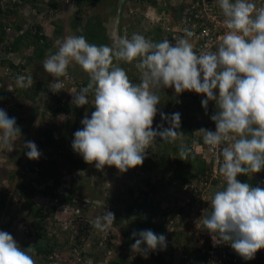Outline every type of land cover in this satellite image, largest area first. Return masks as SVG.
Instances as JSON below:
<instances>
[{"label": "clouds", "instance_id": "9594fccd", "mask_svg": "<svg viewBox=\"0 0 264 264\" xmlns=\"http://www.w3.org/2000/svg\"><path fill=\"white\" fill-rule=\"evenodd\" d=\"M218 5L228 31L221 37L215 51H195L190 42L194 33L187 27L183 29L184 35L176 38L174 43L167 36L154 42L142 34L133 33L130 38L119 37L113 46H108L89 43L83 35H70L57 40L58 50L48 55L42 67L54 77L50 88L54 93L64 89V82L59 78H68L72 62L88 73L87 85L78 92L72 91L73 103L78 107L86 105L91 94L95 110L90 118L86 115L81 120L83 127L74 132L71 147L84 162H95L98 170L107 165L126 172L142 165L146 149L155 145L156 137L163 142L182 139L184 134L178 131V112L171 115L161 112V119L169 121L170 126L152 127L158 111L156 106L161 101L158 94L161 88L173 87L177 94L186 90L204 94L205 98L191 99L196 104L195 107L190 105L188 114L198 123L194 132L202 133L204 143L212 149L220 148L222 163L218 171L226 182L216 184L223 189L211 197V211L202 218L201 228L211 233L216 243H228L244 260H251L258 250L264 248V188L240 182L237 176L264 169V6L257 7L254 0H218ZM150 6L148 4L144 10ZM140 11L143 10L136 6L133 12ZM166 21L171 22V25L164 24L166 29L179 23L172 16ZM114 61H136L134 66L141 73L140 82L133 83L127 71ZM33 84L32 75L17 76V87L30 88ZM211 110L215 112L210 117ZM204 113L207 120L210 117L215 122V131L199 128ZM21 136L15 117H9L0 108V150L13 151L14 142ZM24 147L29 149L26 152L29 159L40 157L34 142L26 141ZM189 151L181 143L180 158L187 160ZM80 172L86 174L87 170L74 169V173ZM183 183L173 188L178 190ZM65 192L64 189L61 193ZM82 201L87 202L82 198L77 202ZM72 203H55L53 199L46 202L56 206L61 228L67 224V212L74 211L71 208L78 204ZM60 204L69 208L63 211L58 208ZM174 205L170 200L159 209H166V216L183 210L181 205ZM154 209L158 210L157 206ZM114 221V213L105 209L94 218L92 226L105 234L113 231L114 242L109 248L111 253H118L120 245L116 242ZM98 235L96 240L87 239L81 249L88 251L100 237ZM131 235L135 238L131 245L135 253L147 256L149 251L158 247L164 250L167 246L166 237L150 229L133 230ZM72 248L79 251L73 243ZM34 252L31 246L21 248L11 234L0 230V264H36ZM94 252L106 254L97 245Z\"/></svg>", "mask_w": 264, "mask_h": 264}, {"label": "trees", "instance_id": "16d2710c", "mask_svg": "<svg viewBox=\"0 0 264 264\" xmlns=\"http://www.w3.org/2000/svg\"><path fill=\"white\" fill-rule=\"evenodd\" d=\"M65 1L66 0H59V2L57 1L58 4L55 0H48L47 3L49 5L47 7L45 6L47 8L45 17L55 16L59 9L58 5H60V9H64ZM67 1H69V7L71 6L74 11L65 26L68 27L70 30L69 32L73 33V35L85 36L89 43L113 46L114 42L119 37L127 36L130 38L131 31L134 30L131 28L138 26L140 30L143 29V27H140L142 21L140 25L138 22L145 18L143 13L142 15H138V20L133 18L134 14L132 11L127 12V14H131L127 17V20L124 17V8L127 6L126 3L130 0ZM178 1L179 0H175V3H178ZM180 1L182 2H180L179 5H173V0H139L138 3L143 12L144 7L149 4L158 11H162V14H164V12L173 13V18L176 21H181L188 16V12H185L184 9L190 7L193 0ZM43 3L44 2H40L39 0H4L3 4H0V71L1 66H7L10 69L9 73L2 75L0 73V83L2 85L0 87V108L4 109L9 117H15L16 124L20 127L22 133L21 138L14 142L15 147L13 151L7 152L0 150V158L3 159V161L0 162V214L4 209L7 210V208H9L11 203H14L11 196H8L7 189L3 190V186H11L13 184L12 186L15 187L14 197L19 201L15 211L12 213L9 212L10 214L8 213L9 216L6 224L0 227L12 231L13 225H15V223L18 224L15 218H19L24 222L26 226V235L23 234L21 236L22 243L25 244V248L31 246L35 249L33 258L36 264H53L56 262L60 264H78L80 259L88 255L90 257L95 255L94 249H91L92 247L88 251L81 249L84 242L90 237L96 240V236L101 234L100 231L92 226V221L95 218L94 212L89 208H87V210L89 209L92 214L88 213L86 208L85 211L82 212V208L85 206V204H83L84 201L82 203L77 202L81 201L80 196L82 194H80V192L75 194V190H77L76 186H81L85 177L91 180L96 176V174L92 176L81 172L74 173L75 168L81 171L91 168V171H93L94 167L92 164L95 162L92 164L84 162L82 156L74 152L71 147L74 132L83 127L81 120L86 115L89 116L90 113L83 109H76L73 104L67 105L68 103H65L66 101L60 102V100L62 98L61 95L67 92V90L73 89L78 92L81 87L86 86L89 81L88 73L83 71L78 64L72 62L68 68V78H59L64 82V89L55 93L51 91L50 88L52 84L50 81L47 82V80L45 82H34L33 86L30 88L17 87L16 82L12 80V78H17V76L22 73L24 75L34 76L36 62H39V65L42 66L43 60L47 58L46 56L53 53L51 51V40H63L66 37L63 28L65 26H56L53 30V36L50 37L44 32L42 24L34 20L38 13L42 12L44 9ZM168 5H171V7ZM26 8L32 9V12L36 16L33 13L31 18L28 17V15H23L22 11ZM136 13L137 12H135V14ZM115 20H117V24ZM165 25H171V22L166 21ZM7 26H11L14 29L13 31L16 32L12 40H7ZM164 28L165 27L161 25L154 28L155 31L147 30L143 32L142 35L144 34L146 38L154 42H160L171 33L170 30ZM112 30L114 32H112ZM115 32L116 37H114ZM149 34H152L151 38L147 37ZM190 40L194 41L191 38ZM21 53L22 56L19 58V61L22 60L23 63L16 64L18 60L15 61L12 56L13 54ZM135 63L136 61L132 63L114 61V64H118L127 71L133 83H139L141 73L135 68ZM73 68H80L82 74H79L80 76H74ZM10 84H13L12 92H9L7 88H5V86ZM168 88L172 89L173 87ZM161 90L167 92L166 94H162L161 91H159L158 94L161 97V101L157 105V109L160 113L163 112L166 115L177 112L180 113V128L178 131L182 132L184 136L182 139H178L174 142H163L160 137H156L155 145L157 149L151 150V154H145L142 165L136 166L135 169L141 173H143L142 171L144 170L148 173L157 162L163 171L161 177L166 182L168 178H174L177 174L181 182L188 181L192 178L195 179L207 173V170L212 164L207 161L203 153L197 152L195 149L197 143L200 142L198 135L194 132L198 123L196 121H191L192 117L188 114V110L190 109L188 98H183L181 93H174L167 88H161ZM37 95L40 96L38 97ZM45 95L47 96L46 101L48 102H44V105L49 107H44L43 110H40L42 109L40 105L42 102L36 103L38 102L37 100ZM88 99L92 110H95L93 95L90 94ZM27 100L31 101V103L33 102V106L32 111L29 112L28 115H25L26 107L28 106L26 105ZM46 112L48 113V118H45ZM205 113L202 121L203 123L199 125L200 129H204L208 123ZM54 114L64 116L65 119L69 120V123L66 125L61 122L62 124L58 125L56 121L52 122L50 118H53ZM70 117H72V121H70ZM158 125L164 128L170 126L169 121L162 120L161 116L153 120L152 127L155 129ZM26 141H32L36 144L41 153L38 159H29L26 156V152L29 151V149L24 147ZM181 143L190 150L187 160L180 158L179 147ZM181 163L182 165H180ZM182 166L183 168L181 169ZM144 184L152 187L154 185V183H150L148 180H145ZM59 186H63L66 192L61 193ZM140 189L143 190V188ZM92 192H95L93 188ZM145 194L147 195L148 192ZM36 196L43 197L47 200L57 198L58 202L63 204L67 203L73 205L72 202L78 203L77 205L80 208V212H67V224L63 225L61 228L58 224L59 217L57 215L58 211H56V206L54 204L52 206H50V204H39L34 200ZM129 196L133 197L131 190ZM8 198H10L9 202H7ZM88 198L91 197L86 194L85 198L83 197L82 199ZM137 198L138 197L134 196V200L131 201L130 205L123 209L126 218V228L122 231L119 252L110 258V264H130L127 261V257L130 258L131 254L135 256L134 260L137 258L139 259V255L142 254L135 253L131 249V245L135 242V238L132 237L131 233L133 230L139 231L146 229H150L158 235L163 234L166 237L168 247L171 246L175 248L176 246H182L194 259L202 260L205 264H208L206 255L202 253L198 247L199 235L196 232L184 236L186 234L184 231H167L164 222L167 210H156L152 208L151 204L139 205L136 202ZM89 201L85 203L90 207ZM156 201L160 203L159 199ZM143 206L146 208L147 212H143ZM113 213L116 217L114 224H118L120 219L117 218V215L120 214L117 210H114ZM50 214H52L51 217ZM128 214H133L134 219L129 218ZM186 214L188 215V213ZM54 216H56V223L50 227L49 223ZM74 234H76V237H73ZM97 241L93 243V248L96 247ZM66 243H71V245L73 243L75 247L79 248V251L76 252L72 247L69 248V246L65 248ZM171 247H166L164 250L172 249ZM66 251L68 252L67 255L65 253ZM161 251L163 250L158 247L155 251H149L147 255L154 257L157 264H166ZM75 258L78 260L77 262L73 261ZM100 258H102V255L99 259ZM99 259L97 255L95 260L98 262ZM240 264H264V261L262 262L259 257H256L253 260Z\"/></svg>", "mask_w": 264, "mask_h": 264}, {"label": "rangeland", "instance_id": "374dc122", "mask_svg": "<svg viewBox=\"0 0 264 264\" xmlns=\"http://www.w3.org/2000/svg\"><path fill=\"white\" fill-rule=\"evenodd\" d=\"M39 1L44 2L43 3L44 9L42 10V12H39L37 16L32 12V9H29V8H26L24 11H22V13L25 16L28 15V17H30V18H31V15L33 13L36 16V18L34 20L40 22L44 28V32L48 36L52 37L54 28L56 26H60V25L65 26L67 24L68 19L71 16V14H73L72 12L74 11V9L71 8V6L69 7V5H68L69 1L66 0L64 9H60L61 7H60V5H58L59 9H58L57 14L55 16L45 17V14L47 13L46 7L49 5L47 3L48 0H39ZM55 1L59 2V0H55ZM56 2H55V4H56ZM138 2H139V0H130L129 2L126 3L127 6L124 8V10L126 9L127 12H130V10L135 11V7L139 6ZM173 2L175 3V1H173ZM174 3H173V5L177 4V3H175V4ZM168 6L171 7V5H168ZM98 11H100V10H98ZM147 11L148 10L146 8V10H145L146 15H147ZM171 16L172 15L167 13V12H164V14H163V18L165 20L171 18ZM116 21L117 20H115V22ZM138 22H139V25L142 23L140 25V27H143V29L140 30L138 26L135 28H131V29H134L136 31H139V32H136V31L132 30L131 35L133 33L142 34L143 32H146L149 29L150 24H151L150 19H146V18H143ZM116 24H117V22H116ZM164 29H166V27ZM114 37H116V32L114 33ZM147 37L151 38V35L149 34V35H147ZM51 42H52L51 51L53 53H55L58 50L59 45L56 43L57 42L56 39L51 40ZM21 56H22V53L21 54H15V55L13 54L12 57L16 61ZM46 57H48V55ZM35 66H36V68H34L35 75L33 76L34 82H37V81L45 82L46 80L48 82V81H50L51 78H53L50 74H48L47 72L44 71L43 67L41 65H39V62H36ZM73 71H74V76H80L79 74H82L80 68H73ZM45 74H46V77H45ZM81 77H82V75H81ZM72 91H74V90L73 89L67 90V92H64L61 95L63 99H66L65 103H68L67 105L73 104L76 109H81V110L83 109V110H86V112L88 111L90 113V115L88 117L90 118L92 111H94L91 108L90 102L86 105H83V106H79V107L76 106L73 103ZM37 96L39 97L40 95H37ZM46 98H47V96L45 95L41 99L37 100L38 102L36 104H38L39 102H42V103H40V105L42 107V109H40V110H43L44 107H49L47 105H44L46 102H48V101H46ZM32 103H31V101H28V100L26 101V105H28V106L26 107L25 115H28V113L32 111V106H33ZM90 108L92 111L90 110ZM47 115H48V113L46 112L45 118L49 117ZM50 120L52 122L56 121V123H58V125L59 124L61 125L62 124L61 122H63L66 125L69 123L68 119H65L64 116L57 115V114H54V117L50 118ZM70 121H72V117H70ZM156 149H157V146L153 145L152 147L148 148V150L146 151V155L148 153L151 154V150H156ZM2 161H3V159L0 158V162H2ZM92 165L94 167L93 171H91V168H89V170H87L86 174H90L92 176H93V174H96V176H94L93 179H91V180L88 177H85V179L87 181L86 180H84V182L82 181L83 184L81 186L80 185L76 186L77 190H75V192H76L75 194H78V192H80V194H82L80 196L81 198H83V197L85 198L86 194H88L92 198V200H91V198L86 199L87 201L91 200V201H89L90 207L85 203V201L84 202L82 201L83 204H85V206H83L84 208H82V212L85 211V208H86V210H87V208H89L92 212H94L95 217H96V216L100 215L105 209L112 211V212L114 210H117V212L120 214V215H117V218H119L120 220H119L118 224H114V227L117 229V231L119 230L120 233H122V231L126 228V218L124 216L123 209L126 206L130 205L131 201L134 200L133 199L134 196L141 198V199L137 198V200H136L137 204H139V205L151 204V205H153L152 206L153 208L154 207L156 208V206H157V208L159 209L161 207V205L167 204L166 203L167 198H165V197H168V194L170 195V193L177 190V189H174L173 186H176V184L179 185L178 180L174 179L173 177L168 178V180L166 182L160 175L155 176V174L153 173L152 170H150L148 173H147V171L144 170V171H142L143 173H141V172L137 171V169H135V167H133V168H129L126 172H120L115 166L105 165V167L102 170H98V169H95V163ZM180 165H182V163ZM154 167L152 166V168H154ZM182 168H183V166L181 167V169ZM145 180L150 181V183H154L153 187L150 185H147V184L145 185L144 184ZM64 181H66V180H64ZM223 184H221V185H223ZM12 185L2 187L3 190L7 189L8 196H11V198L14 200V203H11L9 208L6 207L7 210L4 209L1 212V214H0V226L3 224H6V222L8 220V216L10 214L9 212H11V213L14 212L15 208H17L18 204H19L18 199L16 197H14L15 196V192H14L15 187ZM262 187L264 188V186H262ZM62 188H63L62 186H59V190L61 192L64 191V189H62ZM92 188L95 192H92ZM140 188H143V190H141ZM130 190L132 191L133 197L129 196ZM147 192H148V194L146 195L145 193H147ZM9 199L10 198L7 199V202H9ZM157 199H159L160 201L163 200L162 201L163 204L157 202L156 201ZM13 200H12V202H13ZM34 200L36 202H38L39 204H46V202H47V199L40 198L39 196H36L34 198ZM171 203H175V205H174V207H175V206H179L181 204V201L179 200V198L174 197V198H171ZM76 206L78 207V205H76ZM143 207H142L143 212H147L146 208L145 207L143 208ZM89 209L87 210L88 213H90ZM90 214H92V213H90ZM51 216H52V214H50V217ZM128 216H129V218L134 219L133 214H128ZM15 219L18 221V224L15 223V225H13L12 231H10L8 229L1 228V227H0V230L6 231L9 234H11L13 236V238L18 242L19 246L21 248H25L24 247L25 244L22 243L21 236L23 234L26 235V226H25L24 222H22L19 218H15ZM55 223H56V216H54V218L49 223L50 227H52L53 224H55ZM175 230L177 231L178 229L176 228ZM188 234H191V233L188 231V232H186L185 236ZM119 238H121V237H119ZM119 238L116 240V242H118L120 240ZM68 246H69V248L72 247L71 243H66L65 248H67ZM93 247H94V244L92 243V248H91L92 250L95 249ZM114 247H115V245H114ZM166 247L168 248V246H166ZM85 249L87 250L86 247H85ZM65 253H66V255L68 254L67 251ZM116 254H117V251H115L109 255L108 254L104 255L103 253H100V255H99L95 252V255H93L92 258H90V257L83 258L82 257L83 259H80L78 264H110V262H109L110 258ZM97 255H98V259L102 255V258H100L98 260V263L95 260ZM147 256H149V255H147ZM73 261L77 262L78 260L75 258ZM56 264H58V263H56Z\"/></svg>", "mask_w": 264, "mask_h": 264}, {"label": "built area", "instance_id": "2783aa9c", "mask_svg": "<svg viewBox=\"0 0 264 264\" xmlns=\"http://www.w3.org/2000/svg\"><path fill=\"white\" fill-rule=\"evenodd\" d=\"M4 0H0V4H3ZM162 1V0H160ZM174 1V0H173ZM257 7L264 6V0H254ZM188 12V16L179 21L178 25L170 30V34L167 35V39L174 43L175 39L184 35L183 29L189 28L194 35L191 37L194 40V50L198 53L201 50L215 51L218 46L221 37L228 31L223 21L224 17L218 5V0H193L191 6L184 9ZM11 26L6 27L7 40H12L16 32ZM11 55V54H9ZM16 64H22V60L17 59ZM23 71V70H22ZM10 69L7 66H1V75L9 73ZM19 75H24L19 74ZM17 78H12L16 82ZM54 77L51 78L52 84ZM0 83V87H1ZM12 86L7 85L5 88L9 92H12ZM214 92L218 93V90L214 89ZM183 98L199 99L206 96L202 93L198 94L194 91H184L181 93ZM60 102H65V99L61 98ZM215 103V101H214ZM158 105V104H157ZM158 107V106H156ZM215 111H209L210 117ZM160 111H157V115L154 118L160 117ZM208 119V123L204 129L215 131V122ZM200 139L195 146L197 152L203 153L207 161L212 163L207 173L204 175L192 178L191 180L184 182L180 188L175 192V197L181 201V207L183 210L176 211L171 215H167L164 222L167 229L177 228L184 232H196L199 235L198 247L202 253L206 255V261L208 264H240L250 260H244L239 256L228 243L220 242L216 243L212 239V234L206 229L201 228V220L204 216L208 215L211 211V195L210 188L212 185H221L225 181L223 175L218 171L220 163H222V156L220 155V148L212 149L209 145L203 141L202 133L195 131ZM55 203H58L57 198L53 199ZM58 208H63V211L68 209V206L62 207L61 204ZM75 212H80V208L74 206ZM188 213V215L186 214ZM184 218V219H183ZM114 242V233L110 230L107 234L101 232L97 241V246L105 250L106 254L111 253L109 244ZM259 257L264 261V248L258 250L255 257ZM253 260V259H251Z\"/></svg>", "mask_w": 264, "mask_h": 264}, {"label": "crops", "instance_id": "0c3cea01", "mask_svg": "<svg viewBox=\"0 0 264 264\" xmlns=\"http://www.w3.org/2000/svg\"><path fill=\"white\" fill-rule=\"evenodd\" d=\"M147 10H148L147 11V15L145 14V10H144V12L142 11V13L145 14L144 17L146 19H150L151 24H150V27H149L148 30L155 31L154 28L159 27L161 25H164L166 23V20L163 18L162 11H158L157 9H155V7H151V6L148 7ZM124 11H125L124 17L127 20V17H129L131 14H127V10L126 9ZM131 11L132 10H130V12ZM142 13H136L135 14V12H133V14H134L133 18L134 19H138V15L139 14L142 15ZM169 14H171L172 17H173V13H169ZM151 18H153V19H151ZM64 31H65V36L66 37L70 36V35H73V33L69 32L70 30L68 29L67 26L64 27ZM112 32H114V31L112 30ZM190 42L194 43V41H191V40H190ZM167 89L170 90V91H173L175 93V90L173 88H172L173 90L171 88H168V87H167ZM160 91H161L162 94H166V92H167V91H164V90H160ZM183 101H184V99H183ZM189 103L193 107H195L196 103L193 100L188 99V104ZM190 104H189V106H190ZM191 121H193V120L191 119ZM147 150L148 149H146V151ZM87 170H89V169H87ZM151 170L153 171L155 176H157V175L162 176L163 175L162 168H160V165L157 164V162H156L155 167L153 169H151ZM263 171H264V169H262L260 172L253 173V174L252 173H249L248 175L239 174L237 176V180H239L240 182H246V183H249V184H253L251 186H255V187L256 186H260V187H262V186H264ZM174 179L178 180L179 183L181 182L180 177L178 176V174L176 175V177H174ZM84 180H86V179L84 178L83 181ZM212 186H214V187H211V189L209 190L211 197L213 196V194L216 191L223 189V188L216 187V185H212ZM174 197H175V195H172V193H170V195L168 194V197H165V198H167L166 202L170 201L171 198H174ZM115 230H116V233H117L116 234L117 235V239L119 237H121V238H119L120 240L117 242V245H120L121 240H122V233H120L119 230L117 231V229H115ZM169 242H171V241H169ZM169 242H168V245H169ZM169 247H171V246H169ZM117 248L120 249V247H117ZM161 252H162V257L165 259L166 264H205L202 260H197V259H194L192 256H190L189 253L182 246H176L175 248L167 249L165 251L163 250ZM139 256H140L139 259L137 258V259L134 260L135 256H132V254H131L130 258L127 257V261L130 264H157V262H155V260H154V257H151L150 255L149 256L139 255ZM87 257H90V256L88 255Z\"/></svg>", "mask_w": 264, "mask_h": 264}]
</instances>
